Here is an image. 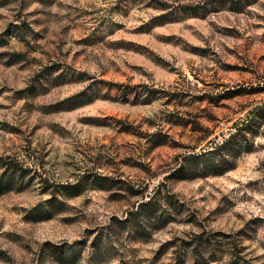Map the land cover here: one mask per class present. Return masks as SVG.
Wrapping results in <instances>:
<instances>
[{
	"label": "rangeland",
	"instance_id": "rangeland-1",
	"mask_svg": "<svg viewBox=\"0 0 264 264\" xmlns=\"http://www.w3.org/2000/svg\"><path fill=\"white\" fill-rule=\"evenodd\" d=\"M195 1L0 0V264H264V0Z\"/></svg>",
	"mask_w": 264,
	"mask_h": 264
},
{
	"label": "trees",
	"instance_id": "trees-1",
	"mask_svg": "<svg viewBox=\"0 0 264 264\" xmlns=\"http://www.w3.org/2000/svg\"><path fill=\"white\" fill-rule=\"evenodd\" d=\"M226 3H230L233 6H239L240 4H242L245 0H224ZM217 2H219V0H213L212 3L216 4ZM207 0H196L195 2H193L190 5H182L179 7H173L170 4H166L164 3L161 10L164 12L163 14H161L160 16H158L156 18V20H161L160 22H157L154 24V26L159 25V24H163V23H167V22H171V21H176V19H178V17L176 15H178L179 13H188L189 10L191 11H198V9L202 8V9H206L207 8ZM175 15V16H174ZM189 16V15H188ZM264 110V109H263ZM252 128V124L251 121H249V119H247V121H244L241 126H238V130L237 133H232L230 135L229 138H227L223 145L228 144L230 142V144L235 148H243V145L245 141H247V139L245 138L246 136H243L244 133H242V131H248ZM241 136V137H240ZM242 138V139H241ZM243 138H245V141H243ZM1 160H4L3 158H1ZM183 167V164H181V168ZM164 184H161L160 187L158 188L157 192L152 195L149 200L143 201L139 204L138 208H135L132 211V215H140V213L144 212V215H150L153 211V209L158 205L159 203V195L162 194V188L164 187ZM127 221H129V219H126ZM239 258V254L238 252L235 253V258L234 259H238ZM204 259L206 260L205 256L201 253H197L196 254V261L198 264H202L204 263ZM208 263V262H207Z\"/></svg>",
	"mask_w": 264,
	"mask_h": 264
}]
</instances>
